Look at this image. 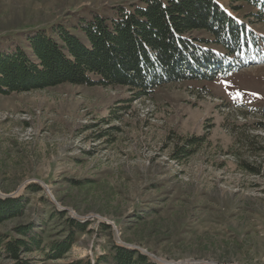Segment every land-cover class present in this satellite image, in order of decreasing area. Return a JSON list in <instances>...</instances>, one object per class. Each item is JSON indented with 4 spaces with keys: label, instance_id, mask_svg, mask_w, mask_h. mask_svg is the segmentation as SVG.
Masks as SVG:
<instances>
[{
    "label": "rangeland",
    "instance_id": "374dc122",
    "mask_svg": "<svg viewBox=\"0 0 264 264\" xmlns=\"http://www.w3.org/2000/svg\"><path fill=\"white\" fill-rule=\"evenodd\" d=\"M140 2L0 0V49L58 26L85 40L82 20ZM219 2L256 37L210 80L170 83L147 97L72 83L0 94V193L29 199L0 235L39 222L47 244L66 235L71 217L89 226L64 257L28 256L96 264L120 243L170 264H264V19L245 2L237 10ZM193 137L204 141L189 145ZM183 146L194 152L174 159Z\"/></svg>",
    "mask_w": 264,
    "mask_h": 264
},
{
    "label": "trees",
    "instance_id": "16d2710c",
    "mask_svg": "<svg viewBox=\"0 0 264 264\" xmlns=\"http://www.w3.org/2000/svg\"><path fill=\"white\" fill-rule=\"evenodd\" d=\"M229 1L236 10L239 2L253 6L257 19H264V0ZM80 31L85 40L58 26L52 33L38 30L28 34L25 42L0 49V94L72 83L127 86L137 91V97H147L170 83L210 80L226 73L231 61H240L252 49L256 37L219 0H141L129 7L118 6L114 16L95 14L91 20H82ZM211 46H219L225 53ZM202 141V137H193L188 143ZM193 152L178 147L173 158L179 160ZM30 189L40 190V186ZM28 201L25 196H0V224L23 217ZM54 215L63 218L67 213L55 210ZM66 221V235L47 244L36 228L39 222L18 224L14 235H0V256L10 264H41L44 258L64 257L89 226V222L71 217ZM34 252L44 258L28 256ZM96 264L159 263L139 250L115 243L111 255L101 256Z\"/></svg>",
    "mask_w": 264,
    "mask_h": 264
},
{
    "label": "water",
    "instance_id": "95a60500",
    "mask_svg": "<svg viewBox=\"0 0 264 264\" xmlns=\"http://www.w3.org/2000/svg\"><path fill=\"white\" fill-rule=\"evenodd\" d=\"M0 196L3 197V198L12 197L11 195L2 194V193H0ZM116 237H118V236H116ZM120 241H121V240H120L119 237H118V242H120ZM119 245L124 246V247H127V248H131V249L139 250V251H141L142 253H144V254L150 256L153 260H155V261L158 262L159 264H170V263H168L167 261H165V260H163V259H161V258H159V257H157V256H154V255L150 254L146 249H141L139 246H135V245H133V246H127V245H125V244H120V243H119Z\"/></svg>",
    "mask_w": 264,
    "mask_h": 264
}]
</instances>
